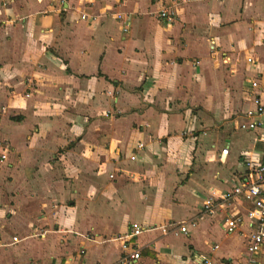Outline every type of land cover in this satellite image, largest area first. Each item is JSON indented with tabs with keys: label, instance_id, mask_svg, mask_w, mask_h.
I'll return each instance as SVG.
<instances>
[{
	"label": "crops",
	"instance_id": "1",
	"mask_svg": "<svg viewBox=\"0 0 264 264\" xmlns=\"http://www.w3.org/2000/svg\"><path fill=\"white\" fill-rule=\"evenodd\" d=\"M254 96L264 0H0V264H248V203L211 191L264 164Z\"/></svg>",
	"mask_w": 264,
	"mask_h": 264
},
{
	"label": "built area",
	"instance_id": "2",
	"mask_svg": "<svg viewBox=\"0 0 264 264\" xmlns=\"http://www.w3.org/2000/svg\"><path fill=\"white\" fill-rule=\"evenodd\" d=\"M148 14L151 17H156L167 24L174 22L175 14L171 10L161 8L158 11H150ZM120 17V16H119ZM211 43L212 40L209 39ZM213 47V46H211ZM252 87L257 86L256 80L251 82ZM255 103V108L247 110L245 112V117L247 121L241 122L239 127L241 129H254L257 127L259 121L258 117L264 113V102H262L258 97L253 98ZM137 148L142 147V143L139 142L136 146ZM227 153L226 148H222L220 155L224 156ZM1 159L5 158V154H0ZM220 159L222 157H219ZM131 160L135 159V155L130 156ZM248 173L243 179L237 180L232 186L231 190L226 194H219L215 191H211L212 197L218 196L221 199H226L228 197H233L235 199H242L248 203V208L244 213H234L227 215L224 219V229L227 234H231L239 229L244 223L250 229L247 235V245H246V260L248 264H257L258 256L264 251V164L259 161H247ZM112 177V175H109ZM208 198L203 201L202 209L208 214H214L216 210V204H214V198ZM190 226H195L196 222L191 220L188 222ZM188 224L186 223H167L159 226L158 228L162 234H167L169 232H174L175 234L187 233ZM153 229V226H134L128 233L117 237V239L122 241V248L127 252L128 258L130 260H136L139 257V252L130 248L129 239L138 235L142 231ZM13 241H16V237H13ZM218 247L217 244L213 246L215 250ZM203 264H211L209 260H204Z\"/></svg>",
	"mask_w": 264,
	"mask_h": 264
}]
</instances>
